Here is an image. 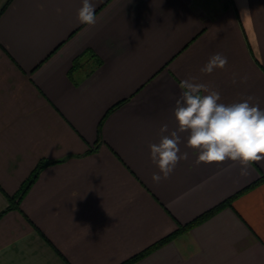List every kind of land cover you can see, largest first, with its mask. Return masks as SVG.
<instances>
[{
	"label": "crops",
	"instance_id": "crops-1",
	"mask_svg": "<svg viewBox=\"0 0 264 264\" xmlns=\"http://www.w3.org/2000/svg\"><path fill=\"white\" fill-rule=\"evenodd\" d=\"M210 1L90 0L86 25L82 0H0V264H121L231 197L132 264H264V162L196 164L185 133L189 158L152 180L182 80L264 109V0ZM84 52L101 65L74 85ZM215 53L225 68L201 72Z\"/></svg>",
	"mask_w": 264,
	"mask_h": 264
},
{
	"label": "clouds",
	"instance_id": "clouds-1",
	"mask_svg": "<svg viewBox=\"0 0 264 264\" xmlns=\"http://www.w3.org/2000/svg\"><path fill=\"white\" fill-rule=\"evenodd\" d=\"M77 15L81 24L97 22L90 0H82ZM241 15L247 18V9H242ZM227 63L226 56L215 53L200 71L211 74L215 69L225 68ZM233 83H236L235 78ZM179 88L182 92L174 108L176 128L169 131L168 126L163 125L159 142L150 145L152 163L158 168V173L152 176L154 183L168 179L177 164L189 158L188 152L182 153L180 148L185 133L186 147L196 153V164L231 161L239 164L240 174L246 176L253 163L264 162V109L252 103L254 97L248 96L242 102L221 103L217 90L197 82L192 76L182 80Z\"/></svg>",
	"mask_w": 264,
	"mask_h": 264
},
{
	"label": "trees",
	"instance_id": "trees-1",
	"mask_svg": "<svg viewBox=\"0 0 264 264\" xmlns=\"http://www.w3.org/2000/svg\"><path fill=\"white\" fill-rule=\"evenodd\" d=\"M94 57L95 56L93 54H90L87 57L86 52H84L83 54L78 56L73 61L72 66H71V68H70V70L68 72V77L71 79V82L74 85H78L79 82L76 79V76H78V74H80L81 71H83L86 75H89L101 65V60H99L98 58H94ZM91 59H92L93 64L91 66L90 65L87 66ZM45 165H46V161H44V160L39 161L37 163V165L35 166L31 176L29 177V179L22 186L21 190H19V192L17 194L13 195V196H7L8 197V201H9V206H8L7 209H12V208H16L17 207L18 202L21 199L22 195L25 193V191L27 190L29 185L34 181V179L37 177L39 171ZM261 182H264V174H261L260 177L255 182L252 183L251 187H253V186H255V185H257V184H259ZM237 194H235V196ZM235 196H233V197H235ZM231 199H232V197L227 199V200H225V201H223L222 203H220L219 205L215 206L214 208L206 211L205 213L201 214L200 216L196 217L191 222H189V223H187L185 225L179 226L175 231H173L168 236H166V237L162 238L161 240L157 241L156 243L150 245L145 250H143V251L131 256L127 260L123 261L121 264H132V263H134L135 261H137L139 258L145 256L147 253H149L154 248L158 247L159 245H162V244L166 243L167 241H169L173 237L179 235L180 233H183V232L187 231L192 226H195V225L201 223L205 219H207V218L211 217L212 215H214L216 212H218L223 207H225L227 205H230Z\"/></svg>",
	"mask_w": 264,
	"mask_h": 264
},
{
	"label": "rangeland",
	"instance_id": "rangeland-1",
	"mask_svg": "<svg viewBox=\"0 0 264 264\" xmlns=\"http://www.w3.org/2000/svg\"><path fill=\"white\" fill-rule=\"evenodd\" d=\"M213 0H211L209 3H211Z\"/></svg>",
	"mask_w": 264,
	"mask_h": 264
}]
</instances>
